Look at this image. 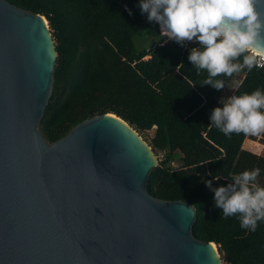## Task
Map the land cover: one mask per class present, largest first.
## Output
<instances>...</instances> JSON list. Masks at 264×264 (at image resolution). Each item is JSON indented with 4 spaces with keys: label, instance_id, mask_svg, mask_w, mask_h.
I'll list each match as a JSON object with an SVG mask.
<instances>
[{
    "label": "water",
    "instance_id": "obj_1",
    "mask_svg": "<svg viewBox=\"0 0 264 264\" xmlns=\"http://www.w3.org/2000/svg\"><path fill=\"white\" fill-rule=\"evenodd\" d=\"M57 58L46 15L0 0V264H224L194 204L150 193L158 154L124 117L46 139Z\"/></svg>",
    "mask_w": 264,
    "mask_h": 264
},
{
    "label": "trees",
    "instance_id": "obj_2",
    "mask_svg": "<svg viewBox=\"0 0 264 264\" xmlns=\"http://www.w3.org/2000/svg\"><path fill=\"white\" fill-rule=\"evenodd\" d=\"M8 1L46 15L54 36V87L40 122L46 139L54 142L107 111L124 117L143 136L153 129L150 139L144 136L159 157L150 193L194 204V235L216 242L224 264H264V221L255 231L242 229L237 216L226 218L215 207L207 186L211 181L212 188L226 187L234 175L259 168L257 183L264 187V154L244 147L250 135L228 137L210 125L222 98L264 90V68L222 75L220 90L202 85L207 72L198 73L188 60L199 42H164L159 24L141 12L140 0ZM234 78L235 88L226 93Z\"/></svg>",
    "mask_w": 264,
    "mask_h": 264
},
{
    "label": "clouds",
    "instance_id": "obj_3",
    "mask_svg": "<svg viewBox=\"0 0 264 264\" xmlns=\"http://www.w3.org/2000/svg\"><path fill=\"white\" fill-rule=\"evenodd\" d=\"M142 13L159 24L161 36L182 45L199 42L188 55L197 72L206 71L202 85L223 89L222 75L231 78L244 69L264 68V0H140ZM129 15L131 10L129 9ZM211 124L225 136L264 133V90L222 98ZM260 169L234 175L226 187L212 188L215 207L224 217L237 216L242 229L255 231L264 221V187L257 183ZM218 179V178H216ZM192 207V206H191Z\"/></svg>",
    "mask_w": 264,
    "mask_h": 264
},
{
    "label": "rangeland",
    "instance_id": "obj_4",
    "mask_svg": "<svg viewBox=\"0 0 264 264\" xmlns=\"http://www.w3.org/2000/svg\"><path fill=\"white\" fill-rule=\"evenodd\" d=\"M236 84L237 83H236L235 78H234L229 83V85H227L225 92L229 93L232 89L235 88ZM153 134H154V130L152 129V130L145 132L144 136H147L148 139H150ZM244 147H246L247 149H249L252 152L264 154V135H258V136L250 135V137L246 139V141L244 143ZM159 156H161V154H159ZM263 178H264V176H263Z\"/></svg>",
    "mask_w": 264,
    "mask_h": 264
},
{
    "label": "built area",
    "instance_id": "obj_5",
    "mask_svg": "<svg viewBox=\"0 0 264 264\" xmlns=\"http://www.w3.org/2000/svg\"><path fill=\"white\" fill-rule=\"evenodd\" d=\"M163 38H164V42L170 40L167 37H163ZM192 42H196L195 39ZM187 46H188V44H187Z\"/></svg>",
    "mask_w": 264,
    "mask_h": 264
}]
</instances>
